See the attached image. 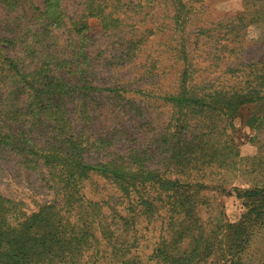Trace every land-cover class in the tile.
Returning <instances> with one entry per match:
<instances>
[{"label":"trees","instance_id":"trees-1","mask_svg":"<svg viewBox=\"0 0 264 264\" xmlns=\"http://www.w3.org/2000/svg\"><path fill=\"white\" fill-rule=\"evenodd\" d=\"M24 1L0 0V6L13 11L23 5L25 13ZM80 3L83 10L71 16L65 0H44L33 14L40 29L24 48L28 58L0 56V85L9 89L0 101V148L41 164L54 196L28 212L0 195V264H142L136 232L142 222L158 221L147 257L154 264H240L252 234L264 229V171L257 184L234 188L244 206L236 223L201 217L203 201L196 195L201 173L234 164L238 153L223 150L227 127L243 113L252 115L248 125L264 115V71L241 65L226 68L220 79L196 69L185 39L192 6L171 0L180 69L175 90L161 96L169 118L150 146L103 160L96 154L103 141L93 146L85 130L95 103L90 90L100 89L91 84L98 78L86 51L92 38L87 19L104 29L119 27L122 19L115 9L105 11V0ZM61 30L76 41L70 39L71 57L54 63L46 38ZM1 42L14 45V39ZM127 43L125 56L131 58L135 40ZM257 108L263 111L252 114ZM94 177L113 185L118 202L85 198L84 183Z\"/></svg>","mask_w":264,"mask_h":264},{"label":"rangeland","instance_id":"rangeland-1","mask_svg":"<svg viewBox=\"0 0 264 264\" xmlns=\"http://www.w3.org/2000/svg\"><path fill=\"white\" fill-rule=\"evenodd\" d=\"M187 1L192 8L187 14L185 39L196 69L211 73L209 77L221 74L220 79L224 78L226 68L241 65L264 71V0ZM43 2L25 0L29 8L25 13L23 5L13 11L0 6V38L14 39V45L0 43V56L27 57L24 48L40 29L33 14L42 9ZM80 2L65 0L68 15L83 10L84 4ZM105 4L106 12L115 9L122 20L119 27L104 29L95 18L87 19L92 38L86 51L98 78L91 84L100 89L90 90L95 103L89 101L92 114L85 125L93 146L103 141L96 153L103 160L112 154L123 155L132 147L150 146L169 118L170 108L161 96L175 90L180 69L176 40L179 33L171 25V0H105ZM52 36V40L46 38V44L57 58L54 63L68 60L73 53L70 39L76 41V36L73 33L69 36L68 30L53 32ZM132 39L135 43L128 58L127 41ZM218 46L221 50H216ZM7 89L6 84L0 85V101L4 100L3 91ZM262 111L263 108H257L252 114ZM242 116L245 117L233 120L232 128L227 127L228 139L222 137L224 152L231 148L238 153L233 158L234 164L201 173L203 187L196 195L203 201L198 206L199 215L209 221L219 216L226 223H236L244 206L234 188H249L262 178L264 165L258 162L264 161V115L252 120L251 125L244 121L252 115ZM47 179L41 164L25 163L13 152L0 148V195L4 198L21 202L28 212L35 211L54 200ZM82 192L86 199L99 204L114 202L117 195L113 185L98 177L85 182ZM159 232V221L139 225L136 234L142 264H154L147 257ZM240 264H264V229L252 234Z\"/></svg>","mask_w":264,"mask_h":264}]
</instances>
